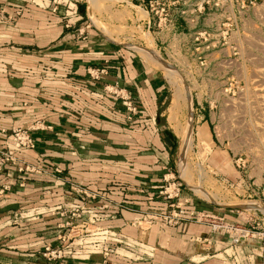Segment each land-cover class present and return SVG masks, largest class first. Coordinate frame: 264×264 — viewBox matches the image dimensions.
I'll list each match as a JSON object with an SVG mask.
<instances>
[{
	"label": "crops",
	"instance_id": "obj_1",
	"mask_svg": "<svg viewBox=\"0 0 264 264\" xmlns=\"http://www.w3.org/2000/svg\"><path fill=\"white\" fill-rule=\"evenodd\" d=\"M130 1L137 6L136 1L150 0H125L128 6ZM178 2L168 6L165 15L171 23L168 34L152 33L157 47L186 40L189 34L178 33L176 26L188 28L190 23L197 24L189 33L200 45L201 40L215 38L201 24L224 21L223 8L208 16L195 9L202 0ZM0 8L13 17L9 24H0V151L10 147L13 129L42 124L33 132L35 148L20 157L46 173L29 176L23 189L16 172L0 173V185L12 186L0 197V264H48L40 251L62 244L67 233L59 228L64 218L49 210L73 204L71 183L111 200L109 208L98 210L104 216L98 226L143 248L119 250L107 264H264L260 237L234 247L206 225L183 223L166 229L161 224L140 228L135 223L147 210L140 189L178 173L179 138L165 111L168 83L160 71L137 57L130 46L108 41L78 1L0 0ZM16 11L21 15L15 17ZM142 11L139 24L150 31L159 18L146 6ZM90 69H106L108 74L92 81ZM108 85L126 88L138 114L130 116L119 98L105 96ZM203 118L200 129L207 138L210 115ZM216 146L212 161L218 167L226 163V150ZM182 198L203 206L185 189ZM214 207L217 214L246 223L249 211L240 215L235 209ZM103 263L104 257L97 254L64 264Z\"/></svg>",
	"mask_w": 264,
	"mask_h": 264
},
{
	"label": "rangeland",
	"instance_id": "obj_2",
	"mask_svg": "<svg viewBox=\"0 0 264 264\" xmlns=\"http://www.w3.org/2000/svg\"><path fill=\"white\" fill-rule=\"evenodd\" d=\"M75 1L85 6L100 32L106 30L112 35L113 40L106 37L108 41L130 46L137 57L164 75L169 98L165 111L175 131L186 127L193 110L192 143L184 156L187 174L183 175L185 166L179 156L175 176L184 184L185 192L191 193L199 205L227 210L255 205L238 210L249 211L245 213L246 223L238 224L264 233V212L258 208L264 209V0H250L254 6L249 0H244V6L241 0H226L224 21L201 24L215 38L201 40L200 45L189 33L195 32L197 24L190 23L188 28L180 25L176 31L189 34L187 39L171 41L162 49L156 46L152 33L164 30L167 35L171 24L159 27L157 20L150 31L141 26L145 1H136L137 6L132 1L128 6L125 0ZM156 1L160 8H172L181 0ZM138 47L154 50L176 69V74L165 65L163 68L149 63L135 50ZM209 115L211 130L206 138L200 126L203 117ZM216 145L226 150V163L221 164L226 167L224 174L222 167L212 161Z\"/></svg>",
	"mask_w": 264,
	"mask_h": 264
},
{
	"label": "built area",
	"instance_id": "obj_3",
	"mask_svg": "<svg viewBox=\"0 0 264 264\" xmlns=\"http://www.w3.org/2000/svg\"><path fill=\"white\" fill-rule=\"evenodd\" d=\"M241 1L244 6V0ZM249 4L254 6L255 2L249 0ZM146 7L151 14L159 18V27L162 23L168 22L165 16L168 7L160 8L156 0L149 1ZM207 8L211 9L207 11ZM219 8L226 11V0H202L195 9L202 14L209 13V16ZM57 10L58 4L56 3L53 12L56 13ZM20 15V11L14 13L15 17ZM11 20L13 21V17L0 8V24H9ZM107 74L106 69L89 70V77L92 81L102 80ZM104 89L105 96H114L122 101L130 116L138 114V107L126 88L108 85ZM41 126L42 124H35L29 128L13 129L9 134L10 147L0 151V173L10 170L16 172L21 180L18 185L20 189L26 186L29 176L46 174L42 169L28 164L20 157L22 153L35 148L36 140L33 132L39 130ZM11 190L10 184L0 185V197L5 196ZM183 190L184 184L175 176L164 177L161 184H151L148 188L140 189V193L147 203V210L141 211V215L135 223L140 228L161 224L166 229H175L183 223H194L208 226L210 233L227 238L230 245L234 247H238L254 237H260L264 244V233L258 234L253 229L242 226L208 209H199L198 206L192 205L189 200L182 198ZM69 191L74 199L73 204L66 208L49 210L50 214L64 218L59 228L65 229L67 233H65L66 236L61 237L62 244L58 246L47 245L40 251V258L44 262L64 264L69 261H86L91 256L99 254L104 257L103 264H107L109 257L112 254L120 253L119 250L130 252L137 248L139 252H142V247H135L118 232L98 226L104 217L99 211L107 209L111 205V200L104 194L91 191L75 183L70 184ZM238 212L240 215L243 214V211Z\"/></svg>",
	"mask_w": 264,
	"mask_h": 264
},
{
	"label": "bare ground",
	"instance_id": "obj_4",
	"mask_svg": "<svg viewBox=\"0 0 264 264\" xmlns=\"http://www.w3.org/2000/svg\"><path fill=\"white\" fill-rule=\"evenodd\" d=\"M91 1L94 2V0H91ZM102 33L106 37H108L110 40H113L112 35L109 32H107L106 30H102ZM135 50L137 52H139L140 54H142L144 56V58L149 63L155 64V65H158V66L164 68V66H163V65H165L164 64V60L157 53H155L154 50L152 51L150 48L149 49L148 48L147 49L139 48V49H135ZM170 71H172V73L174 72L173 70H170ZM173 74H176V73H173ZM173 74H171V75H173ZM175 77H177V76H175ZM178 77H179V75H178ZM177 99H179V98H177ZM189 102H190V100H189ZM175 132H176V135L178 136V138L180 139L179 156L182 158L183 166H185V167L182 168L183 175L186 176L187 168H186V165H185V162H184V160H185L184 156L186 155L187 151L190 149L191 143H192V122H191V118H190V121H188V123L186 124V127H183V128L178 127ZM246 206H251L252 207V206H255V205H246ZM258 208H260L262 210V212H264L263 208H261V207H258Z\"/></svg>",
	"mask_w": 264,
	"mask_h": 264
},
{
	"label": "water",
	"instance_id": "obj_5",
	"mask_svg": "<svg viewBox=\"0 0 264 264\" xmlns=\"http://www.w3.org/2000/svg\"><path fill=\"white\" fill-rule=\"evenodd\" d=\"M104 36V35H103ZM106 38V36H104ZM164 64L167 66V68L169 70H173L176 71V69L170 65L167 61L164 60ZM190 118H191V122H192V126H193V122H194V114H193V110H191L190 112ZM230 209H235V210H249L251 209V206H242V207H228Z\"/></svg>",
	"mask_w": 264,
	"mask_h": 264
},
{
	"label": "trees",
	"instance_id": "obj_6",
	"mask_svg": "<svg viewBox=\"0 0 264 264\" xmlns=\"http://www.w3.org/2000/svg\"><path fill=\"white\" fill-rule=\"evenodd\" d=\"M199 209H208V210H210V211L215 212V207L212 206V205H206V204H203V206H201Z\"/></svg>",
	"mask_w": 264,
	"mask_h": 264
}]
</instances>
